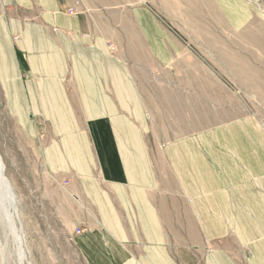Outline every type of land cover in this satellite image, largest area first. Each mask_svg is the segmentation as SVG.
I'll use <instances>...</instances> for the list:
<instances>
[{
    "label": "crops",
    "instance_id": "1",
    "mask_svg": "<svg viewBox=\"0 0 264 264\" xmlns=\"http://www.w3.org/2000/svg\"><path fill=\"white\" fill-rule=\"evenodd\" d=\"M160 1L0 0L2 115L34 143L86 264H264L263 155L227 128L220 145L153 137L123 56L173 51L170 8L202 0ZM203 1L232 30L251 18L249 0Z\"/></svg>",
    "mask_w": 264,
    "mask_h": 264
},
{
    "label": "rangeland",
    "instance_id": "2",
    "mask_svg": "<svg viewBox=\"0 0 264 264\" xmlns=\"http://www.w3.org/2000/svg\"><path fill=\"white\" fill-rule=\"evenodd\" d=\"M248 3L250 20L233 30L207 1L170 8L178 19L168 25L177 34L174 50L163 57L142 49L123 56L149 108L157 142L194 136L196 142L220 145L227 128L234 145L264 157V0ZM147 4L163 9L160 0ZM0 155L25 264H86L68 230L64 197L50 188L34 143L4 119L1 108ZM1 240L0 264L2 255L5 264H17L12 239L2 234Z\"/></svg>",
    "mask_w": 264,
    "mask_h": 264
},
{
    "label": "bare ground",
    "instance_id": "3",
    "mask_svg": "<svg viewBox=\"0 0 264 264\" xmlns=\"http://www.w3.org/2000/svg\"><path fill=\"white\" fill-rule=\"evenodd\" d=\"M2 165H4L3 162L0 163V241H2L1 240L2 234L5 236V238L7 235H9L15 247L16 263L25 264L24 262V257H25L24 252L25 251H24L23 246L20 247L19 245V242H21L22 244V235L20 234V231L17 225L15 224V219H16L15 217L17 215L16 208L14 209L11 203H9L7 199V191H6V188H4V181L1 175V170L3 168ZM6 261L4 259V256L2 255V264H5Z\"/></svg>",
    "mask_w": 264,
    "mask_h": 264
},
{
    "label": "water",
    "instance_id": "4",
    "mask_svg": "<svg viewBox=\"0 0 264 264\" xmlns=\"http://www.w3.org/2000/svg\"><path fill=\"white\" fill-rule=\"evenodd\" d=\"M0 163H2L1 155H0ZM2 167L3 168L1 170V175H2L3 181H4V188H6V191H7V199L9 201V203H11L12 207L15 209L16 204H15L14 194L12 192V189H11V186H10V183H9L7 177L4 175V168H5L4 165H2ZM19 245H20V247H22L21 242H19Z\"/></svg>",
    "mask_w": 264,
    "mask_h": 264
},
{
    "label": "built area",
    "instance_id": "5",
    "mask_svg": "<svg viewBox=\"0 0 264 264\" xmlns=\"http://www.w3.org/2000/svg\"><path fill=\"white\" fill-rule=\"evenodd\" d=\"M68 12H69V13L76 12V9H74V8H70ZM110 49H113V47H112L111 45H110ZM80 232H81V229H80V228H77V229H76V233L78 234V233H80Z\"/></svg>",
    "mask_w": 264,
    "mask_h": 264
}]
</instances>
